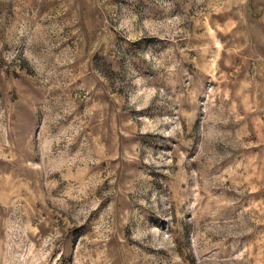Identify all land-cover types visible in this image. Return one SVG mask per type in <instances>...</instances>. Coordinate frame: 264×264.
Listing matches in <instances>:
<instances>
[{"label": "rangeland", "instance_id": "obj_1", "mask_svg": "<svg viewBox=\"0 0 264 264\" xmlns=\"http://www.w3.org/2000/svg\"><path fill=\"white\" fill-rule=\"evenodd\" d=\"M0 264H264V0H0Z\"/></svg>", "mask_w": 264, "mask_h": 264}]
</instances>
